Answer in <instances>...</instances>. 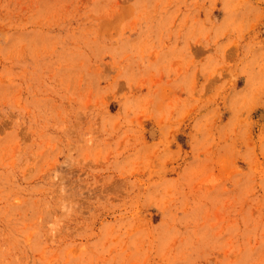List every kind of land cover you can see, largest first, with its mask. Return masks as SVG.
Returning <instances> with one entry per match:
<instances>
[{
	"label": "rangeland",
	"instance_id": "rangeland-1",
	"mask_svg": "<svg viewBox=\"0 0 264 264\" xmlns=\"http://www.w3.org/2000/svg\"><path fill=\"white\" fill-rule=\"evenodd\" d=\"M0 264H264V0H0Z\"/></svg>",
	"mask_w": 264,
	"mask_h": 264
}]
</instances>
